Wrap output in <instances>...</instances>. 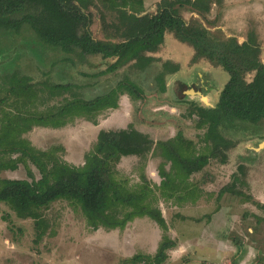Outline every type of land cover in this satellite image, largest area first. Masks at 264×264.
Returning a JSON list of instances; mask_svg holds the SVG:
<instances>
[{"label":"trees","instance_id":"1","mask_svg":"<svg viewBox=\"0 0 264 264\" xmlns=\"http://www.w3.org/2000/svg\"><path fill=\"white\" fill-rule=\"evenodd\" d=\"M219 1L159 0L154 13H143V0H0V35L25 36L29 44L33 41L35 47L30 46L31 50L37 47L36 56H40V51L45 52L47 59H54L50 63L58 65L59 71L66 72L79 64L89 65L87 57L94 55L113 61L104 70L93 73V77L114 72L129 63L144 69L156 61L150 53L158 51L165 35H171L192 48V63L203 59L228 73L213 106L192 102L188 116L196 115V128L204 130L200 136L201 149L182 131L154 141L149 134L129 124L126 128L99 130L84 162L74 165L56 155L55 151L62 147L37 149L24 135L34 127L60 128L75 118L97 124L102 111L118 108L120 95L141 99V86L125 79L102 94L82 98L72 92L73 83L32 81L15 60H4V52L9 53L8 58L12 57L10 45L3 48L0 51V59L4 61L0 63V172L14 171L22 165L27 177L0 179V205H6L20 219L33 221L35 243L46 234L48 223L43 211L52 203L65 200L79 208L92 230L100 227L123 230L135 218L151 219L163 231L155 253L137 254L129 260L146 264L165 262L167 250L177 243L166 234L168 226L158 207L159 199L196 203L204 191L199 182L192 180V175L211 159L226 163L227 151L236 145L222 135L221 129L236 122L258 124L264 120V63L255 32L249 31L246 39L239 42L234 35L211 31L201 19L193 16L185 19L181 13L182 9L190 10L206 20L212 5ZM92 7L101 8V24L107 32L103 39L92 35ZM178 70L177 62L162 63L157 76L161 93L166 92L165 74ZM250 72L253 76L247 80L245 76ZM189 88L183 84L179 100L185 99ZM68 92L70 98L51 103ZM150 152L162 159L158 165V184L151 183L144 173L140 174V182L132 185L118 176L116 165L122 157L145 158ZM31 166L37 169L38 178ZM239 169L243 175L241 165ZM232 177L229 184L219 189L217 200L230 194L263 206L240 187H246L247 182L239 174ZM1 218L9 221L8 214ZM255 218L258 223H264V215ZM240 245L236 242L238 249Z\"/></svg>","mask_w":264,"mask_h":264},{"label":"rangeland","instance_id":"2","mask_svg":"<svg viewBox=\"0 0 264 264\" xmlns=\"http://www.w3.org/2000/svg\"><path fill=\"white\" fill-rule=\"evenodd\" d=\"M158 1L143 0V13H154ZM100 11L101 8L90 9L93 21L90 29L96 39H103L107 34L102 28ZM181 13L185 19L192 16L201 19L211 31L234 35L239 42L246 39L249 31H254L261 46L260 59L264 63V0H220L212 5L208 20L190 10L182 9ZM24 38L10 33L0 35V51L10 45L12 57L8 58L9 53L4 52V60H15L21 71L34 82L73 83L72 92L82 98L102 94L125 79L135 82L143 90V97L138 100L120 95L118 108L102 111L97 124L75 118L60 128L34 127L24 136L37 149L62 147L55 151L56 155L70 164L80 165L99 130L126 128L129 124L149 134L154 141L168 139L182 131L198 149L203 147L200 136L204 130L196 128V115L188 116L192 102L209 103V98H215L227 81L228 73L220 67L214 69L216 67L203 59L192 63V48L187 44L165 35L158 51L150 53L157 56L156 61L144 69H137L129 63L114 72L93 77V73L104 70L113 60H103L99 55L88 56L89 65L79 64L66 72L59 71L58 65L50 63L53 58L47 59L43 51L37 57V47L30 49L34 46L33 41L29 44ZM166 60H178L181 65L178 63L176 73L165 74L166 92L161 93L157 76ZM252 76L250 72L245 78L249 80ZM183 84L190 88L185 91V99L179 100ZM191 90L207 95V100ZM70 96V92L65 93L51 103L57 104ZM221 132L236 145L227 151L226 163L211 159L200 172L192 175V180L201 184L203 196L194 204H179L161 198L158 201L168 226L166 234L177 243L167 250V259L162 264H264V223H258L255 218L264 215V120L258 124L236 122L222 128ZM161 161L151 152L145 158L125 156L117 163L116 171L130 185L140 182L141 173L151 183L158 184ZM31 167L38 178L37 169ZM233 174H239L247 182L246 187H240L263 206L230 194L217 200L219 189L233 180ZM26 177L22 165L14 171L0 172V179ZM5 214L9 215V221L1 218ZM43 214L48 223L46 234L35 243L33 221L20 219L6 205H0V264H146L129 259L137 254L153 255L163 233L147 217L135 218L123 230L102 227L92 230L79 208L65 200L52 203ZM236 242L241 244L239 249Z\"/></svg>","mask_w":264,"mask_h":264},{"label":"crops","instance_id":"3","mask_svg":"<svg viewBox=\"0 0 264 264\" xmlns=\"http://www.w3.org/2000/svg\"><path fill=\"white\" fill-rule=\"evenodd\" d=\"M191 53H192V51H191ZM160 54V53H159ZM192 55V54H191ZM157 57V56H156ZM175 62H177V63H179L178 62V60H174ZM180 64V63H179ZM181 65V64H180ZM209 66H211V65H209ZM219 67H216V68H214V69H218ZM174 78V77H173ZM172 78V79H173ZM220 89V88H219ZM218 94H219V92H218ZM218 94L215 96V98L214 97H210L209 98V103L207 102L205 105H207V106H213L215 103H216V101H217V97H218ZM206 97H207V95H206ZM212 98V99H211Z\"/></svg>","mask_w":264,"mask_h":264},{"label":"water","instance_id":"4","mask_svg":"<svg viewBox=\"0 0 264 264\" xmlns=\"http://www.w3.org/2000/svg\"><path fill=\"white\" fill-rule=\"evenodd\" d=\"M192 92H195L194 90H191ZM195 93H197L198 95H200L201 97H203L204 98V100H207V97L206 96H204V95H202V93L201 92H195Z\"/></svg>","mask_w":264,"mask_h":264}]
</instances>
